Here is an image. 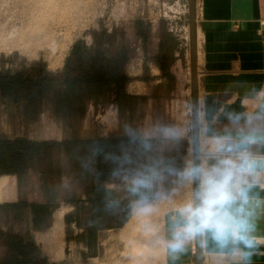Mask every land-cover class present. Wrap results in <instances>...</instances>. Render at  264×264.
<instances>
[{
    "label": "rangeland",
    "instance_id": "1",
    "mask_svg": "<svg viewBox=\"0 0 264 264\" xmlns=\"http://www.w3.org/2000/svg\"><path fill=\"white\" fill-rule=\"evenodd\" d=\"M0 15L1 22L8 19L10 25L16 28L24 26L31 31H41L44 35L40 41L33 43L43 50L36 49L26 55H20L18 51L0 53L1 71L14 73L32 64L42 63L49 72H60L76 40H83L90 45L92 33L100 27L109 30L117 27L124 42L135 50V58L127 66V73L133 79L127 92L145 98L133 112L119 116L114 104L115 95L110 91L97 103H89L84 118L73 128L52 115L48 100L38 120L33 123L21 115V104L14 106L0 102V138L60 141L132 136L153 139L154 142L138 146L134 175L118 178L108 188L116 193L117 198L137 199L131 203L132 210L136 207L132 215L138 209L143 210V213L147 209L151 210L153 215L156 213L154 211L159 210L160 218L164 220L169 215L180 213L176 201L170 198L182 177V159L187 154L185 162L193 149L189 0H0ZM136 19H143L150 26L151 36L145 59L151 75L161 42L166 44L168 38L175 40L172 82L159 76H151V81L147 83L137 80L141 75L144 54L134 31ZM51 44L54 50L47 48ZM183 142H186L184 148ZM0 178H6L0 189V205L20 201L26 204L45 202L42 183L36 171H28L20 180L16 175H0ZM49 189L52 195L57 196L56 203L49 205V214L41 217L40 221L32 223L28 209L22 214L0 212V260L8 253L3 234L10 232L29 233L49 263L159 264L156 257L162 248L160 236L164 221L157 222L156 226L155 223L148 225L146 221V228L143 227L137 236L119 237L120 230L124 229L131 215L119 230L100 232L94 252L82 242H66L64 217L73 211V206L65 201L72 195L83 196L82 188L63 177L51 182ZM191 193L188 197L194 207V184ZM53 205L57 207L53 209ZM68 233L74 238L81 234V230L71 226Z\"/></svg>",
    "mask_w": 264,
    "mask_h": 264
},
{
    "label": "trees",
    "instance_id": "2",
    "mask_svg": "<svg viewBox=\"0 0 264 264\" xmlns=\"http://www.w3.org/2000/svg\"><path fill=\"white\" fill-rule=\"evenodd\" d=\"M134 31L143 51L142 73L138 81H151L147 65V44L150 26L143 19L134 21ZM159 45L154 64L160 78L172 82L170 69L174 61L175 40L168 38ZM135 58V50L124 42L117 27H100L92 33L87 45L76 40L70 47L60 72H49L42 63L32 64L14 73L0 70V102L18 106L28 122H36L46 100L52 115L67 127L73 128L83 118L89 103L95 104L108 92L115 95L114 104L119 116L133 112L144 97L127 92L133 79L127 66ZM155 140L132 136L107 138H70L60 141H37L27 138H0V175H16L20 180L28 171L38 173L45 202L26 204L22 201L0 205V212L29 210L32 223L49 214V205L56 203L49 185L66 177L82 188L83 196L72 195L65 202L73 211L64 217L66 242L75 240L95 252L98 234L120 229L131 217V203L137 200L115 196L108 185L118 178H130L136 172L138 146ZM186 142H183V148ZM135 198V199H134ZM57 205H53L55 209ZM75 226L81 234L71 238L68 228ZM7 255L0 264H56L49 263L29 233L3 234Z\"/></svg>",
    "mask_w": 264,
    "mask_h": 264
},
{
    "label": "crops",
    "instance_id": "3",
    "mask_svg": "<svg viewBox=\"0 0 264 264\" xmlns=\"http://www.w3.org/2000/svg\"><path fill=\"white\" fill-rule=\"evenodd\" d=\"M195 19L200 193L202 169L206 176L224 161L243 163L233 211L246 221L243 240L200 235L202 264H264V0H195ZM151 71L160 76L156 66ZM191 110L193 130L192 100ZM163 221L158 263L196 264L197 236L181 250L171 247L184 217Z\"/></svg>",
    "mask_w": 264,
    "mask_h": 264
},
{
    "label": "clouds",
    "instance_id": "4",
    "mask_svg": "<svg viewBox=\"0 0 264 264\" xmlns=\"http://www.w3.org/2000/svg\"><path fill=\"white\" fill-rule=\"evenodd\" d=\"M226 167L213 168L206 173L203 193H197L196 205H185L180 214L185 219V226L177 229L171 247L181 250L194 236L210 234L217 240L231 237L243 240L242 229L246 222L240 215V209L233 211V206L241 198L234 180L239 182L237 173L242 175L243 163L236 165L231 161L223 162ZM246 203V201H242Z\"/></svg>",
    "mask_w": 264,
    "mask_h": 264
},
{
    "label": "bare ground",
    "instance_id": "5",
    "mask_svg": "<svg viewBox=\"0 0 264 264\" xmlns=\"http://www.w3.org/2000/svg\"><path fill=\"white\" fill-rule=\"evenodd\" d=\"M0 16H2V15H0ZM1 20L2 19L0 18V53L9 54V53H12L14 51H18L20 53V55L21 54L26 55V54H30V53L36 51V49H38V50L42 49V47H40L39 45H37V46L34 45L35 44L34 42L40 41L41 38H43L44 35L41 31H37V30L31 31V30H28L26 27L24 28V26H22L21 28H16V27L10 25L8 19H5L2 22H1ZM52 42H54V41H52ZM47 48L50 50H54V45L51 44ZM193 163H194V160H193V152H192V154H188L186 161L184 162V168H182V170H183L182 177L179 180V183H178V186L176 187V190H174V192H173L174 194L170 198L171 200L176 201L175 202L177 204L176 207L179 209H180V203H182L183 206L190 204V200H189L188 196L190 195V193L192 191V184H194V179L192 178V166H193L192 164ZM205 177H206L205 172L202 169V172H201V181L202 182L201 183H202L203 191H204V187H205V184H204ZM5 179L6 178H2V179L0 178V189L4 185ZM162 201L166 202V201H168V199H162ZM154 212H156V213H154V215L156 214L155 217H154L153 212L151 210L147 209L146 212H144V213H143V210H141V209L136 210L133 213L129 222L126 224V226L123 227L124 229L122 231L120 230V232L118 234L119 237L125 238V237H127V236L129 237L131 235L137 236V233H139V231L143 227L146 228L145 227V226H147V225H145L146 221L148 222L147 223L148 225H149V223L150 224L155 223V226L157 225V222L162 223L163 220L160 218L159 210L158 211L156 210ZM141 213H143V214H141ZM143 217H144V219H143ZM151 229L152 228L150 227V231L153 232V229L152 230ZM156 230H157V228L155 227L154 231L156 232ZM142 233H143V231H142ZM152 245L150 247H152ZM150 250L151 249L149 248V252H150ZM150 254L152 255V253H150ZM137 256H140V254H137ZM137 256L135 258L138 259ZM130 258H132V256Z\"/></svg>",
    "mask_w": 264,
    "mask_h": 264
},
{
    "label": "water",
    "instance_id": "6",
    "mask_svg": "<svg viewBox=\"0 0 264 264\" xmlns=\"http://www.w3.org/2000/svg\"><path fill=\"white\" fill-rule=\"evenodd\" d=\"M189 21H190V38H191V70H192V107H193V179H194V194L195 205L197 193H200V164H199V127H198V70H197V57H196V19H195V0H189ZM196 264H202V253L200 250V236H197V254Z\"/></svg>",
    "mask_w": 264,
    "mask_h": 264
},
{
    "label": "built area",
    "instance_id": "7",
    "mask_svg": "<svg viewBox=\"0 0 264 264\" xmlns=\"http://www.w3.org/2000/svg\"><path fill=\"white\" fill-rule=\"evenodd\" d=\"M190 113H191V110H190Z\"/></svg>",
    "mask_w": 264,
    "mask_h": 264
}]
</instances>
